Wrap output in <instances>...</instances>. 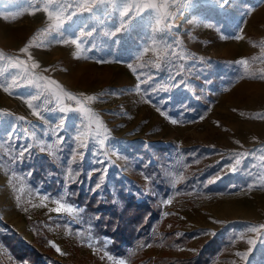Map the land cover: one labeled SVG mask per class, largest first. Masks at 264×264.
I'll return each mask as SVG.
<instances>
[{
  "label": "rangeland",
  "instance_id": "1",
  "mask_svg": "<svg viewBox=\"0 0 264 264\" xmlns=\"http://www.w3.org/2000/svg\"><path fill=\"white\" fill-rule=\"evenodd\" d=\"M3 1L23 11L10 25L13 38H19L17 46H0V232L12 228L67 264H127L93 236L82 208L66 200V188L46 192L21 169L24 156L37 154L47 156L66 181L83 174L92 189L106 184L112 192L116 184L130 181L139 197L158 196V221L130 250L189 256L218 237L224 238V247L211 264H264V79L240 76L229 85L218 84L207 110L191 120L161 110L142 91L148 83L152 92L169 93V69L184 73L209 59H227L240 69L264 74V0H182L172 5L170 30L163 21L157 23L156 12L133 9L124 17L125 0H97L99 6L91 13L66 20L59 32L49 29L44 10L29 15L23 8L26 0ZM76 2L55 0L50 8L54 16L58 4H73L68 11L81 12ZM38 6L49 4L38 0ZM183 12L187 15L176 23ZM29 18L39 24L37 40L33 32L29 36ZM76 38L79 47L72 43ZM176 39L181 42L177 51L186 52V58L169 56L155 67L161 51ZM240 60H247V67ZM34 63L39 67L32 68ZM51 81L78 99L97 97L86 107L98 114L107 133L91 113L76 111L80 105ZM190 88V95L198 90ZM29 94H41L32 101L39 116L25 102ZM97 132L103 145L89 139ZM85 141L88 147H80ZM135 142L142 143L133 146ZM155 144L167 147L166 153L151 147ZM237 155L240 164L233 171ZM148 165L157 167L169 183L167 196L155 193L145 173ZM207 170L203 181L194 178ZM222 181H230L233 191L220 190ZM61 197L79 212L53 211ZM0 262L20 264L1 242Z\"/></svg>",
  "mask_w": 264,
  "mask_h": 264
},
{
  "label": "trees",
  "instance_id": "2",
  "mask_svg": "<svg viewBox=\"0 0 264 264\" xmlns=\"http://www.w3.org/2000/svg\"><path fill=\"white\" fill-rule=\"evenodd\" d=\"M261 75V73L254 74L249 69H240L233 61L227 59H209L207 65L200 63L198 67L194 69L191 67L184 73L175 74L169 69L167 82L169 93L152 92L148 90V83L143 84L142 91L144 96L159 105L161 110L179 119L191 120L207 110L208 100L213 99L211 93L218 84L229 85L240 76L260 78ZM191 85L198 88L192 95L189 94ZM197 95H200V98H196ZM141 143L135 142L133 146ZM151 147L160 153L167 151V147L160 144ZM21 162L23 165L21 169L29 174L35 184L40 183L44 191L56 193L66 188V200L82 208L84 216L90 220L93 236L100 244L106 242L105 247L110 254L126 258L127 264H211L224 247V238L213 237L189 256L168 254L149 256L139 249L130 250L136 241L150 232L160 217L161 207L157 195L139 197L130 181L116 184L114 192L110 191L106 184L92 189L91 183L86 184L83 174L66 181L59 169L45 155L30 154L24 156ZM207 172L208 170L201 175H194V178L201 182L207 177ZM145 173L151 179L156 194L161 197L169 194V183L157 167L148 165ZM189 181L191 183L193 179ZM230 183V181H222L219 189L233 191L234 188H229ZM77 228L82 230L80 227ZM0 242L8 250L13 262L67 264L27 242L12 228L0 232ZM38 242L42 243L40 240Z\"/></svg>",
  "mask_w": 264,
  "mask_h": 264
},
{
  "label": "snow or ice",
  "instance_id": "3",
  "mask_svg": "<svg viewBox=\"0 0 264 264\" xmlns=\"http://www.w3.org/2000/svg\"><path fill=\"white\" fill-rule=\"evenodd\" d=\"M55 2V0H47V3L49 5L53 4ZM105 2V0H99L100 4H103ZM179 2H182V0H132L131 3H129V0H125L124 5H122V16L124 17H130V14L132 13L133 9H137L140 13H144V12H156L157 13V23H160L161 21H163L166 25V27L170 30L171 27H173L174 25L169 24L168 21L173 20L175 17L173 15V13L170 11V6L171 5H175ZM99 6L97 4V0H77V2L75 3V8H79L82 11L81 12H77L75 10H71L68 11L69 9H73V4H68V5H62V4H58L56 6V15H53L52 11H49V8L45 7L43 10L46 12L48 19L49 20H55L56 23L54 25L50 26L51 31H61L66 23V20H71V18L73 16H77V15H82L84 12H89L91 13L93 11L94 7ZM37 11L40 10L39 8L36 9ZM67 13L66 15V19L61 18V14L62 13ZM117 31H119V29H117ZM90 35V33H89ZM67 42V41H65ZM72 43L76 44L77 47H79V38L73 39ZM180 41L178 39L175 40L174 45H166L165 49L161 51V53L159 54L158 58H157V62L155 63V67L159 68L161 62H166L168 60L169 56H174L177 59L183 61L186 56L187 53L184 52L182 49L180 51H177V49L180 47ZM22 52L27 51V46L24 49H21ZM4 54L2 52H0V57H3ZM239 64H241L242 66L247 67L248 65V61L247 60H240L238 62ZM39 67L38 64H33L32 68H37ZM47 71V70H46ZM261 78L264 79V74L261 75ZM40 80L45 79L44 77H40ZM13 83H15V81L13 80ZM31 83V82H30ZM52 84H55L57 89H59V91L66 96L68 99L70 100H74L76 101V103L78 105H80V108L75 109L76 111H83L86 114L91 113L92 116L94 117L95 121L104 128V132L107 133V128L106 126L103 125V122L99 119L98 114L94 113L93 110L91 108L86 107L87 103L89 102H95L98 98L97 97H93V96H87L85 97L83 100L78 99L77 96L68 93L66 90H64L62 88V86H60L57 82L55 81H51ZM19 86V85H17ZM0 87H4L2 84H0ZM12 85H8V87H5L4 90L8 91L9 88H11ZM37 88H40L41 85L40 84H36ZM40 95L41 94H36V95H32L29 94L30 98L27 99L25 102L27 103L28 107L30 109L33 110V114L39 116L40 112L38 110V105L34 106L32 101L33 100H40ZM83 95V94H81ZM57 99L59 100L60 97L57 96ZM60 111H64L63 108L60 109ZM264 118V117H262ZM21 120L24 119V117H20ZM64 121L63 119L61 120V125H63ZM172 123H176V121H172ZM100 135L99 132H97L96 136H90L89 139L90 140H97V137ZM77 139H79V136L77 137ZM105 139H107V136L105 135ZM61 142H62V138H61ZM98 143H100L101 145H103L104 140H97ZM80 147L83 148H87L88 147V142H82L80 144ZM28 151V148L26 147L23 151H21L20 155L23 156L24 153ZM83 154L81 153V156ZM262 159H264V157H262ZM240 164V158L239 155H237V158L234 159L233 161V165H232V169L233 171L236 170V167ZM183 177H180L179 179H182ZM101 179H103V177H101ZM260 186H264V185H260ZM100 185L97 184V188H99ZM171 201H166V203H170ZM54 203H56L58 205V207H56L55 209H53V211H56L57 213H66L68 215H75L76 213L79 212L78 209L74 208L72 205L64 202L63 197H61L60 199L54 201ZM165 215H167V213H165ZM261 228H264V225H260ZM252 231H255L256 229L253 228L251 229ZM55 247V245H53ZM56 250L59 252L60 249L57 247ZM237 255H240V253H237ZM116 264H126V261L124 260H119L116 261Z\"/></svg>",
  "mask_w": 264,
  "mask_h": 264
},
{
  "label": "crops",
  "instance_id": "4",
  "mask_svg": "<svg viewBox=\"0 0 264 264\" xmlns=\"http://www.w3.org/2000/svg\"><path fill=\"white\" fill-rule=\"evenodd\" d=\"M27 1V5L26 7H23L25 9H27L26 11L29 13V15H36L37 13H42L43 9L38 6V0H26ZM5 5V1L0 0V46H17L18 44V40L19 38H13V28L10 27V25L16 21V20H20L18 19V16H20V14H22V8L21 7H17L14 8L13 6L10 7H6ZM47 8H49V11H52V9L49 6H46ZM37 8H39L40 10H36ZM45 12V11H44ZM18 15V16H17ZM17 16V18L15 17ZM49 22L51 23V25L54 24L53 20H49ZM27 24H29V30L30 31V37L32 36V32L33 34V39L37 40L39 37L36 36L37 34L39 35L40 29L38 28V22L36 20H33L32 18L27 20ZM50 29V28H49ZM31 40V39H30ZM33 41H31V43H35ZM39 45V42L38 44Z\"/></svg>",
  "mask_w": 264,
  "mask_h": 264
},
{
  "label": "bare ground",
  "instance_id": "5",
  "mask_svg": "<svg viewBox=\"0 0 264 264\" xmlns=\"http://www.w3.org/2000/svg\"><path fill=\"white\" fill-rule=\"evenodd\" d=\"M170 11L173 13V10H172V5L170 6ZM181 15H179L180 17L176 20V23H180L184 17L187 15V12H183V13H180Z\"/></svg>",
  "mask_w": 264,
  "mask_h": 264
},
{
  "label": "built area",
  "instance_id": "6",
  "mask_svg": "<svg viewBox=\"0 0 264 264\" xmlns=\"http://www.w3.org/2000/svg\"><path fill=\"white\" fill-rule=\"evenodd\" d=\"M68 105H70V104H68ZM71 105H74L73 103H71Z\"/></svg>",
  "mask_w": 264,
  "mask_h": 264
}]
</instances>
